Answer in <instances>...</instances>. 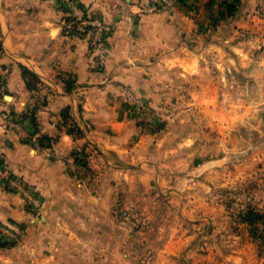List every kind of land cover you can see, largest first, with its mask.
Listing matches in <instances>:
<instances>
[{
	"label": "crops",
	"instance_id": "0c3cea01",
	"mask_svg": "<svg viewBox=\"0 0 264 264\" xmlns=\"http://www.w3.org/2000/svg\"><path fill=\"white\" fill-rule=\"evenodd\" d=\"M77 1L109 28L104 64L65 32L59 1L0 0V157L41 201L36 215L0 177V240L19 238L0 264H264V238L241 217L264 210V0H240L216 26L217 0L170 13ZM5 109L33 114L34 142L2 126ZM79 147L87 165L72 170Z\"/></svg>",
	"mask_w": 264,
	"mask_h": 264
},
{
	"label": "built area",
	"instance_id": "2783aa9c",
	"mask_svg": "<svg viewBox=\"0 0 264 264\" xmlns=\"http://www.w3.org/2000/svg\"><path fill=\"white\" fill-rule=\"evenodd\" d=\"M60 3L66 4L71 10V13L77 18V21L80 22V31L83 30L82 26H87L90 30L86 33V39L88 41L89 47L95 53L97 60L100 64H104L106 59V44L108 38L109 28L103 24L99 19L88 16L87 19H84V11L79 9L76 3L73 0H57ZM145 3L146 9L148 12H165L170 13L174 11L180 0H142ZM68 29H71V24L67 26ZM0 50V55H1ZM5 96V87L2 81L0 80V101H3ZM125 97L128 102V105L132 110H137L142 116L143 126L147 130H154L159 122V116L154 113L149 104L141 98H139L137 93L126 90ZM27 124V119L23 115L16 113L10 109H5L2 114V126L6 130H15V131H24V127ZM25 139L34 142L35 138L31 132L27 130L25 132ZM72 159V158H71ZM69 159L72 170H74V165L72 160ZM68 161V163H69ZM0 177L3 179V183L6 189L10 192L23 193L26 196L27 203L31 206L36 215L39 214L41 201L38 198L34 189L29 187L20 177L12 174L7 168L6 164H0ZM257 229L260 233H264V225L260 222H256ZM10 226L0 225V235L4 236L9 233ZM15 234V233H14ZM0 236V237H1Z\"/></svg>",
	"mask_w": 264,
	"mask_h": 264
},
{
	"label": "trees",
	"instance_id": "16d2710c",
	"mask_svg": "<svg viewBox=\"0 0 264 264\" xmlns=\"http://www.w3.org/2000/svg\"><path fill=\"white\" fill-rule=\"evenodd\" d=\"M77 7L79 9H81L82 11H84V19H87L88 13L86 12L87 8H85L84 5H82L81 3H79L77 0H73ZM181 2L183 0H180ZM218 14L216 16L215 19H213V26L218 25L220 22L222 21H226L229 20L233 17H236L238 15L239 12V8H240V0H220V3H218ZM61 7L63 8V10L66 13V17H65V21L66 23H71V29H65V32L68 34H80V35H86V33L90 30L89 27L85 26L83 28L82 31H80L78 28L80 27V22L77 21V18L71 13V10L68 8V6L66 4L61 3ZM0 50H1V46H0ZM68 109L65 110L63 112V116L67 114ZM25 119L29 120L32 127H35V123H34V118H33V114L31 113V115H26L24 117ZM72 126H74L72 124ZM75 127V126H74ZM76 131V133L81 134V131L77 128H73V131ZM38 144L40 147H49L51 145V139L49 137L43 136V137H39L37 139ZM86 148L85 147H79L77 150H74L73 153L71 154V156L74 158V161H76V163H79L80 165L86 166L87 165V158H88V154L86 153ZM0 164H5L4 160L0 157ZM242 219L245 222H248L249 224H255L258 221H262L264 219V215L259 212L256 211L252 208H248L245 212V214L241 215ZM15 242H7V241H1L0 240V248H4V247H8L13 245Z\"/></svg>",
	"mask_w": 264,
	"mask_h": 264
},
{
	"label": "rangeland",
	"instance_id": "374dc122",
	"mask_svg": "<svg viewBox=\"0 0 264 264\" xmlns=\"http://www.w3.org/2000/svg\"><path fill=\"white\" fill-rule=\"evenodd\" d=\"M229 1H232V0H229ZM216 3L218 4V3H220V0H217L216 1ZM219 5V4H218ZM165 13V12H164ZM217 14H218V8L216 9V11H215V17L213 18V19H215L216 18V16H217ZM90 17H92L91 15H90ZM93 18H95V17H93ZM85 26L83 25L82 26V28H84ZM159 124L160 123H158V124H156L157 125V127L156 128H158V126H159ZM30 126V125H29ZM27 127H28V125H27ZM156 128L154 129V130H156ZM153 130V131H154ZM72 158V159H71ZM69 159H71L72 160V163L74 164V165H76V166H82L83 167V165H80L79 163H76V161H74V158L71 156ZM85 167V166H84ZM82 169V168H81ZM77 171V172H76ZM76 171H74L73 173L74 174H78V171H81V170H76ZM146 196L148 195V196H150L151 194L149 193V192H147V193H144ZM26 197V196H25ZM25 201H26V198H25ZM26 203H27V201H26ZM27 205L31 208V206L27 203ZM143 206V205H142ZM144 207H149L148 205H144ZM31 210L33 211V209L31 208ZM34 212V211H33ZM261 213L264 215V210L263 211H261ZM258 222H260V223H262V225H264V219L262 220V221H258ZM1 225V224H0ZM3 225V224H2ZM15 234V238L13 239V241L14 242H16L17 240V238H18V233L17 232H14ZM261 237H263L264 238V233H261ZM18 240H19V238H18ZM13 241H11V242H13Z\"/></svg>",
	"mask_w": 264,
	"mask_h": 264
}]
</instances>
